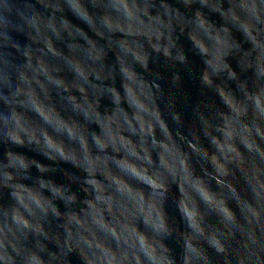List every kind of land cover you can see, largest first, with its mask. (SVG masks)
I'll list each match as a JSON object with an SVG mask.
<instances>
[{"label": "clouds", "instance_id": "clouds-1", "mask_svg": "<svg viewBox=\"0 0 264 264\" xmlns=\"http://www.w3.org/2000/svg\"><path fill=\"white\" fill-rule=\"evenodd\" d=\"M0 264H264V0H0Z\"/></svg>", "mask_w": 264, "mask_h": 264}]
</instances>
